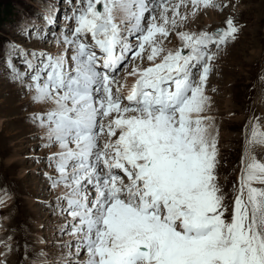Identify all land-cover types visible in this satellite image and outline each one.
I'll use <instances>...</instances> for the list:
<instances>
[{
	"label": "snow or ice",
	"instance_id": "6c2138e0",
	"mask_svg": "<svg viewBox=\"0 0 264 264\" xmlns=\"http://www.w3.org/2000/svg\"><path fill=\"white\" fill-rule=\"evenodd\" d=\"M69 6L66 32L50 29L55 52L15 43L8 50L12 79L33 103L51 105L30 119L44 130L41 147H58L46 159L51 187L63 188L54 206L66 217L58 230L70 237L61 241L68 251L60 264H264V156L257 152L264 150V114L245 125L240 174L226 202L207 92L220 50L243 26L233 12L214 31L180 30L201 13L237 5ZM46 23L55 24L54 9ZM172 35L180 47H165Z\"/></svg>",
	"mask_w": 264,
	"mask_h": 264
},
{
	"label": "rangeland",
	"instance_id": "374dc122",
	"mask_svg": "<svg viewBox=\"0 0 264 264\" xmlns=\"http://www.w3.org/2000/svg\"><path fill=\"white\" fill-rule=\"evenodd\" d=\"M76 3L78 0H0V200L3 201L0 203V261L6 260L7 264H44L48 259L52 261L45 264H60L62 254L68 251L61 244L66 234L58 230L66 217L54 211L62 187H51V177L55 173L46 159L58 151V147H41L44 130L30 119L32 113L43 112L51 106L33 103L31 94L12 79L8 50L15 43L29 50L53 51L56 43L50 29H55L57 34L66 32V23H71L66 21V16L72 15L69 5ZM233 3L237 7L223 14L212 10L215 21L210 24L204 17L211 15V10L192 18L180 29L214 31L225 26L233 12L243 26L239 38L220 50L207 86L213 104L225 111V100L229 99L239 108L233 116L228 112L222 117L216 116L218 120H245L234 130L240 137L218 147L222 150L217 177L229 203L234 195L233 185L240 174L245 125L259 105L256 95L248 110L247 86L258 81L259 72H263L258 71L257 64L242 67L240 63L250 59L254 50L259 52L260 58L264 57V0H233ZM102 7L99 5L98 9L102 10ZM53 9L55 24L48 25L47 16ZM181 44L175 35L165 41V47L173 49ZM13 62L23 70L19 57H14ZM237 80L239 85H236ZM261 91L264 92V87ZM219 98L224 102L217 105ZM260 102L264 105V99ZM258 154L264 156V151L260 150ZM40 240L44 243L41 246L38 245Z\"/></svg>",
	"mask_w": 264,
	"mask_h": 264
},
{
	"label": "bare ground",
	"instance_id": "6f19581e",
	"mask_svg": "<svg viewBox=\"0 0 264 264\" xmlns=\"http://www.w3.org/2000/svg\"><path fill=\"white\" fill-rule=\"evenodd\" d=\"M211 15H205L204 19H205V22L207 23H212L211 21L214 20V14L215 12L211 10L210 12ZM216 19V18H215ZM215 21V20H214ZM183 28V27H182ZM187 31V30H186ZM178 38V41L179 40V37L176 36ZM181 42V41H180ZM167 46V45H166ZM59 47V45L56 44V46H54L52 49H53V52H55L57 50V48ZM166 48H170V49H173L172 47H166ZM253 52V55L251 56L250 59L248 60H245V61H242L241 66L244 67V66H252V65H256L258 66V71L259 70H262L263 72H259V79L258 81H252L250 83H248V86H247V89L249 90L248 91V110H250L251 108V105H252V102L253 99L256 97H258V100H259V105L256 109H254L252 111V115L255 114L256 116H261L262 114H264V105H262V103L260 102L261 99H264V92H262V88L264 87V57L260 58V54L258 51L254 50L252 51ZM258 60L259 63H258ZM255 67V66H254ZM257 68V67H256ZM257 70V69H256ZM255 74V73H254ZM123 75V74H122ZM251 78V77H250ZM133 82L132 78H129L128 79V83L131 84ZM239 85V81L237 80L236 81V85ZM247 85V84H246ZM245 85V86H246ZM223 88V87H222ZM208 92V91H207ZM210 95V93H208ZM257 99V98H256ZM255 100V99H254ZM226 101V106H225V111L222 110V108H220L219 106H216L215 104L212 105V108H211V111H210V115L214 116L215 117V120H216V128H217V131L219 133V142H218V147L222 146L223 143L225 142H229V141H232V140H235L236 137L239 138L240 135L234 133V130L238 129L240 126L243 125L244 121H238V120H235V119H231V120H228V119H223V120H218V117L216 116H221L226 114L227 112L230 114V116H233L234 113H236L238 111L236 105L234 104H231V101L229 99L225 100ZM220 102H224V99L222 98H219V100L216 102V104L218 105ZM42 105V104H41ZM45 106V105H44ZM48 106V105H46ZM45 106V107H46ZM51 106V105H49ZM216 108V111L215 109ZM48 109V108H47ZM253 109V108H252ZM239 118V117H238ZM241 118V117H240ZM222 119V118H221ZM242 119V118H241ZM221 130L223 131H228V132H221ZM230 145V144H229ZM221 148H219V155H221ZM57 151V150H56ZM260 149L257 150V152H259ZM264 151V150H262ZM262 154V153H261ZM220 157H218V159H220ZM61 189V188H60ZM59 189V190H60ZM61 191H63V188L61 189ZM59 191V193L61 192ZM58 193V194H59ZM57 226V225H56ZM63 237L65 238V240H69L70 237L68 235H63ZM44 244L43 243V240H40L39 241V244L38 245H42ZM40 261H43L40 260ZM52 260L51 259H48L45 263H48V262H51ZM44 263V264H45Z\"/></svg>",
	"mask_w": 264,
	"mask_h": 264
}]
</instances>
